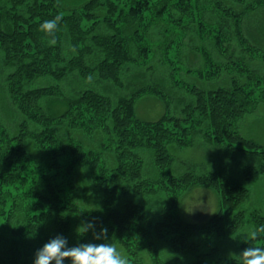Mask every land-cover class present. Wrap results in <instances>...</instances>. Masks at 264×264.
Segmentation results:
<instances>
[{"label": "trees", "instance_id": "obj_1", "mask_svg": "<svg viewBox=\"0 0 264 264\" xmlns=\"http://www.w3.org/2000/svg\"><path fill=\"white\" fill-rule=\"evenodd\" d=\"M231 1L249 11L233 14L224 41L190 0H170L172 8L169 0H82L67 15L58 0H0V264H30L31 251L33 262L40 245L57 235L76 233L79 244L87 243L92 233L77 232L86 220H94L97 229L107 227V243L122 247L134 264L142 255L149 257L147 264H240L219 244L229 241L239 253L264 246V234L257 241L240 239L245 227L264 226V197L261 209H246L251 185L264 177V145L238 131L245 105L252 109V103L264 101L254 96L263 82L250 81L236 67L238 80L230 77L229 66L218 64L206 45L214 36L221 56L228 52L223 42L245 54L247 49L264 53V28L253 35L250 24L263 21L264 27V0ZM181 3L191 14L178 7ZM175 7L181 13L179 39L163 43L162 55L156 50L144 59L130 57L132 44L139 56L146 51L143 42L157 36V19L164 12L171 16ZM97 10L105 15L98 17ZM60 13L57 43L50 45L39 26ZM189 51L198 67L184 62ZM157 67L166 87L142 78ZM182 74L198 82L179 88L164 80ZM94 83H109L120 94L114 99ZM174 89L182 95L177 104ZM247 90H254L253 99ZM149 94L166 105L155 121L141 120L134 111L135 102ZM77 132L83 139L73 135ZM95 135L102 139L96 144ZM201 143L224 149L230 161L240 157L237 176L224 168L201 171L203 163L175 164L171 147ZM29 145L40 151V164L30 162ZM196 189L215 194L217 210L194 205L195 221L186 222L178 201ZM86 195L97 204L84 203Z\"/></svg>", "mask_w": 264, "mask_h": 264}, {"label": "rangeland", "instance_id": "obj_2", "mask_svg": "<svg viewBox=\"0 0 264 264\" xmlns=\"http://www.w3.org/2000/svg\"><path fill=\"white\" fill-rule=\"evenodd\" d=\"M58 1L61 4V6L65 9L66 13H64V14H66V15L69 13V11L72 8L78 7L79 6L78 4L83 3L82 0H58ZM100 1H102V0H100ZM112 1H116V0H112ZM190 2L193 5V8L195 7V8H197L198 11H202L201 14H204L206 16V17L205 16L203 17L204 20H207L208 23L210 21L211 26L208 29H210V31H213L214 35H220V33H222L223 34L222 40H224V41H226L224 33L229 31V29L231 28V25H232L231 24V17L234 15H237V14H241V16H242L246 11H249L247 9L245 10V8L242 4L235 3L234 1H231V0H190ZM239 2H241V0H239ZM177 3H178V1H177ZM100 4H103V3H100ZM182 4L183 3H181L178 7L183 8L184 6ZM166 5L170 8H172V4H171L170 0ZM187 6H189V5H187ZM254 7L255 6H252V7H250V9L254 8ZM178 10H180V8H177V7L173 8L171 11V16H169L167 12H164L163 14H161L160 19H157V22H160L161 25H159L157 27V36L156 37L154 36L151 39L149 38V40H147L146 34H148V32L143 34L140 38L138 35H136V38H139L140 40H142L143 36L146 39V40H144L145 42H143L145 44V46L143 48L146 49V51H143V53H140V56H139L138 51L140 52V50H138L136 45L132 44L130 46V48H128L127 54L130 53L129 54L130 57H139L140 59H144L146 57L152 56V54H156V50H158L157 52L158 53L161 52V55H162V50H163V46H164L163 43L167 44L168 41L172 40V38L173 39L176 38V40L179 39V37L176 35L177 30H178V28H177L178 27V21L177 20L179 18H181L180 17L181 13ZM185 10L187 11L188 8H185ZM193 12H194V10H193ZM188 13L191 14L190 12H188ZM197 13H199V12H197ZM96 15L98 17H99V15H100V17H102L103 15H105V12L103 10H100V11L97 10ZM87 23L88 22H85V21L81 22V25L83 26V28H86V26L88 25ZM162 23L164 24V26ZM262 23H263V21H258V20H253V19H252V21H250L251 28L253 30V35H260L263 32L264 27H263ZM164 30H168L169 34L164 32ZM108 32L109 31H107V32L106 31H99V33H103L106 36L110 35V33H108ZM132 32H133V27H130V29L128 30V33H132ZM172 34H174V35H172ZM149 37H151L150 34H149ZM147 38H148V35H147ZM161 39H162V44L158 43V42H153L154 40H158L159 42H161ZM193 39L194 38L192 37L190 40H193ZM185 40H186V42L188 41L187 38ZM258 41H260V40H258ZM223 43H224L225 47L228 46V47H226L228 52L226 54L224 53L223 56H221L220 53H218V50L216 48L214 36H210V37L206 38V45H208L207 48L210 50V52H211L212 56L214 57V59L216 60V62L218 64L220 63L223 66H229V73H227V74L230 77H234L235 79L238 80V77H237L238 73L236 72V70L232 69L233 67H236V68H240V71H244L245 75L250 77V81L253 80L256 83L255 80L258 79V80H261L263 82L260 84V89L257 90L256 94H254V96L261 95L263 97L264 96V53L257 52L255 50H251V49H247L246 52H248V53L245 54V51L238 49L234 45V43L232 44V42H231V44H230V42H229L228 45L225 42H223ZM159 44H160L161 48H159ZM192 44H194V43L192 42ZM156 45H158V47ZM197 45H198V43H197ZM80 47H81L80 42H78L75 49H78ZM149 47L151 48V51H149L150 50ZM245 47L247 48V45H245ZM8 54L9 53H7V55ZM184 57H185L184 62L186 63V65H189L191 67H198L199 66L198 59H195L194 53L189 51V52L185 53ZM160 58H161V56H160ZM226 63H228V64H226ZM236 64H238V65L236 66ZM157 70L153 71V74L148 75L149 73L148 74L144 73L145 76L142 75V78H144L145 83H147V81L157 82L156 84H158L159 87H161L162 84L163 85L165 84V83H163V78L161 77V75L163 74V70L159 67H157ZM136 72H138V71L136 70L135 73ZM192 74H189V75L188 74L187 75L182 74L180 76H174L173 79L165 78L164 80L167 83L168 82L173 83L175 81V84L177 87L184 88L183 85H185V84L187 85L189 83L198 82L197 79L195 80L193 78L196 75L193 74L194 76H192ZM138 75L140 76V74H138ZM139 76H138V78H139ZM246 76H242V77H246ZM245 80L246 79L243 78L240 81L244 83ZM48 84H49V82H48ZM91 86L95 87L99 91L103 90L104 92H106L108 95H110L114 99H115V96H118L120 94V92H118L116 89L114 90L109 83L108 84L107 83L106 84H103V83H101V84L96 83L95 84L94 83ZM167 86H168V84H167ZM253 87H255V89H256V86H251V85H250L249 89L250 88L252 89ZM174 91L176 92L174 94V97L176 98L174 102H175V104H177L178 99L181 100L182 95H181V93H179V91H176V89H174ZM253 92H254V90H247L246 94H247L248 100H249V97H251V99H253L252 98ZM253 102L255 103L254 100H253ZM252 105H256V106L253 107ZM250 106H252L253 108L247 109L248 106L245 105V107H246L245 113H244L245 116H244L243 120H241L240 124H238V131L246 139H250V140H252L258 144L264 145V101L260 102L259 104L258 103L257 104L252 103ZM134 109H135L134 111H135L137 117L140 118L141 120L155 121V120L159 119L166 112V105L163 101H161L157 97L149 94V95H144L143 97L139 98L135 102ZM4 118L8 119L7 115L6 116L4 115ZM73 135L76 136L77 138L83 139L82 134L79 132L73 133ZM93 139L95 140V144L98 143V141L102 140L98 135H95L93 137ZM201 145H200V147L196 146V148H182V149H179L176 146L171 147L170 153L172 154L173 158L175 159V164L177 166H180L181 162H183V163H196V164L203 163V164H205V165H202L204 167H198L201 171L205 167H208L211 170H214V168L217 170L224 168L226 170V174H228L229 176H231V177L237 176V173H238L237 169L240 166L239 161L237 159H240V157L237 158V156H234V158H232V160L230 161V160H228L227 153H225L224 149H222V148L221 149H215L212 147H207V145L204 143H201ZM204 145L207 148H205ZM28 153L31 155V160H30L31 163H32V160L36 163V165L41 163L42 159H41L40 151L36 147H34L33 145H29L28 146ZM245 159L249 160L248 158H243L242 160H245ZM31 163H28V166L31 167ZM251 190H252V195L248 201V204L246 205V207H247L246 209L248 212H253L254 210H258V209L262 208L263 197H264V177L256 180L251 185ZM74 191H75V189H74ZM74 191H73V193H74ZM87 197L88 196L86 195V197L83 198L84 203L88 204L87 202H92L94 204H97V202L93 198H87ZM217 203H218V199H217V196L215 194H213L212 192L206 191L204 189H196L194 191H190L189 193L185 192L184 194H182V196L179 198V201H178L177 210H178L180 217L184 221L191 222V221H195V219L192 217L191 212H190V210L192 209V207L194 205L206 204V205H208L207 206L208 212L215 213L217 210ZM263 210H264V207H263ZM249 230L250 229L247 230V228L245 227L244 232L240 233V236H241L240 239L247 238V233ZM75 235H76V233H74V234L72 233V235L67 237L69 247L79 244L75 239ZM88 242L100 243V241H93L92 237H90L88 239ZM45 243H46V241L44 243H42V245H40V248ZM111 244H113V243H111ZM114 245L120 251H122L125 254L122 247H120L119 245H116V244H114ZM223 245H224V250H225L224 254L225 255H229V256L239 255V252L237 251L235 246L232 245L231 242L227 241V242H224L222 245L219 244V246H221V247ZM29 250H32V245H31V248H29ZM31 257H32V251L30 254L31 260L29 262H30V264H33ZM139 258H140L141 262H143V264H147L150 261V259L147 255H142ZM129 261H130V264H134L131 260H129ZM66 262L67 261H65V263ZM141 262H138V263L142 264Z\"/></svg>", "mask_w": 264, "mask_h": 264}, {"label": "clouds", "instance_id": "obj_3", "mask_svg": "<svg viewBox=\"0 0 264 264\" xmlns=\"http://www.w3.org/2000/svg\"><path fill=\"white\" fill-rule=\"evenodd\" d=\"M62 20L63 14L60 13L39 26V31L51 38L50 45L57 43L55 34ZM77 232L80 234L91 232L93 241L102 242H88L69 247L67 238L57 235L35 252L33 264H65V261L70 264H130L122 251L114 244L107 243L110 239L107 227L100 225L97 229L94 220H86L77 228ZM261 234H264V226L249 230L247 239L260 240ZM237 256L240 264H264V246L246 247Z\"/></svg>", "mask_w": 264, "mask_h": 264}]
</instances>
